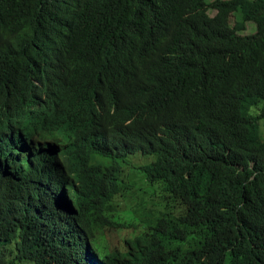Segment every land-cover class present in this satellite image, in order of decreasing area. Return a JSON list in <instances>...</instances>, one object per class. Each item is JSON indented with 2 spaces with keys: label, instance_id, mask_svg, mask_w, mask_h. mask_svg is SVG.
<instances>
[{
  "label": "trees",
  "instance_id": "16d2710c",
  "mask_svg": "<svg viewBox=\"0 0 264 264\" xmlns=\"http://www.w3.org/2000/svg\"><path fill=\"white\" fill-rule=\"evenodd\" d=\"M52 86L116 147L39 215L0 163V264H264V0H0L8 161Z\"/></svg>",
  "mask_w": 264,
  "mask_h": 264
},
{
  "label": "clouds",
  "instance_id": "9594fccd",
  "mask_svg": "<svg viewBox=\"0 0 264 264\" xmlns=\"http://www.w3.org/2000/svg\"><path fill=\"white\" fill-rule=\"evenodd\" d=\"M76 57L71 53L64 62L70 65ZM55 59H58L57 56ZM75 89H57L52 86L43 92V108L40 111L43 114H39L38 124L28 134L27 145L30 147L23 159L8 161V149L12 145L0 140V163L5 167L10 164L13 171L19 170L13 181L18 184L30 181L38 187L42 197L35 215H39L44 208V201L51 205L70 203L83 190L90 172L98 163L109 160L116 147L115 137L100 131L98 126L92 129L87 138L90 123H82L87 111L83 106L86 102L78 95L81 90ZM4 128L0 127V130ZM6 134L12 143L18 136L13 129L6 131Z\"/></svg>",
  "mask_w": 264,
  "mask_h": 264
},
{
  "label": "rangeland",
  "instance_id": "374dc122",
  "mask_svg": "<svg viewBox=\"0 0 264 264\" xmlns=\"http://www.w3.org/2000/svg\"><path fill=\"white\" fill-rule=\"evenodd\" d=\"M212 2H214L215 0H211ZM211 14L213 15V16H215L216 14H217V11L216 10H213V11H211ZM232 21H234V19L232 20ZM234 23H232V25H233ZM256 32V27H255V25L253 24V23H248L247 24V26H246V30L242 33L243 35H252V34H254ZM130 234H128V233H124V234H122V237H123V239L124 238H127V239H129L130 237ZM122 242V241H121Z\"/></svg>",
  "mask_w": 264,
  "mask_h": 264
},
{
  "label": "bare ground",
  "instance_id": "6f19581e",
  "mask_svg": "<svg viewBox=\"0 0 264 264\" xmlns=\"http://www.w3.org/2000/svg\"><path fill=\"white\" fill-rule=\"evenodd\" d=\"M57 61H60V56H58ZM29 147H30V145H27V146H26V148H29Z\"/></svg>",
  "mask_w": 264,
  "mask_h": 264
}]
</instances>
